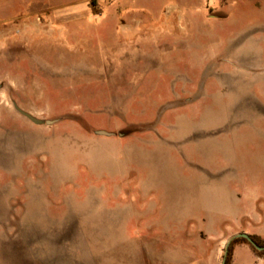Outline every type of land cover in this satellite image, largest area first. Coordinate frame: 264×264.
<instances>
[{"label": "rangeland", "instance_id": "374dc122", "mask_svg": "<svg viewBox=\"0 0 264 264\" xmlns=\"http://www.w3.org/2000/svg\"><path fill=\"white\" fill-rule=\"evenodd\" d=\"M70 5L5 24L0 264H223L238 234L264 242V0Z\"/></svg>", "mask_w": 264, "mask_h": 264}, {"label": "crops", "instance_id": "0c3cea01", "mask_svg": "<svg viewBox=\"0 0 264 264\" xmlns=\"http://www.w3.org/2000/svg\"><path fill=\"white\" fill-rule=\"evenodd\" d=\"M19 2L25 9L33 10L30 15H34L37 19L40 9L46 10L53 7L68 9L71 7V0H0V46L1 42L5 41L7 37L5 29L7 20L16 21L22 17L16 11V6ZM215 257L212 259V264H215ZM230 264H264V258L256 255L249 244L242 243L234 247Z\"/></svg>", "mask_w": 264, "mask_h": 264}, {"label": "water", "instance_id": "95a60500", "mask_svg": "<svg viewBox=\"0 0 264 264\" xmlns=\"http://www.w3.org/2000/svg\"><path fill=\"white\" fill-rule=\"evenodd\" d=\"M16 109L21 114L25 115L26 117H28L30 120H32L36 124H51L52 123L51 121H46V120H41L39 118H36V117L32 116L30 113H28V112L22 110L21 108H19L18 106H16ZM98 134L108 135V133L106 131H98ZM236 237L244 238V239L248 240L257 250L264 251V247L258 245L250 234L241 233V234H238ZM230 244H231V242H229L228 245H227L226 256L224 258L223 264H227L226 257H227V252H228V248H229Z\"/></svg>", "mask_w": 264, "mask_h": 264}, {"label": "trees", "instance_id": "16d2710c", "mask_svg": "<svg viewBox=\"0 0 264 264\" xmlns=\"http://www.w3.org/2000/svg\"><path fill=\"white\" fill-rule=\"evenodd\" d=\"M252 236V235H251ZM253 239L256 241V243L262 247H264V242H262L257 236H252ZM239 242H243V243H247L249 244L252 249L257 253L258 256L263 257L264 258V251H258L248 240L244 239V238H238L236 237L235 239H233L231 241V244L228 248V252H227V264L231 263L232 257H233V251H234V245L239 243Z\"/></svg>", "mask_w": 264, "mask_h": 264}]
</instances>
